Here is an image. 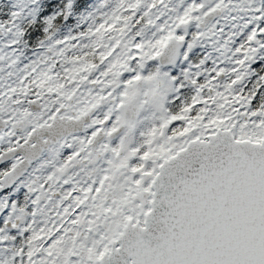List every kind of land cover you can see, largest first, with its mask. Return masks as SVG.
Here are the masks:
<instances>
[{
  "label": "snow or ice",
  "instance_id": "6c2138e0",
  "mask_svg": "<svg viewBox=\"0 0 264 264\" xmlns=\"http://www.w3.org/2000/svg\"><path fill=\"white\" fill-rule=\"evenodd\" d=\"M0 145V264H264V0H0Z\"/></svg>",
  "mask_w": 264,
  "mask_h": 264
},
{
  "label": "flooded vegetation",
  "instance_id": "af4514ba",
  "mask_svg": "<svg viewBox=\"0 0 264 264\" xmlns=\"http://www.w3.org/2000/svg\"><path fill=\"white\" fill-rule=\"evenodd\" d=\"M31 51H32L31 46H29V48L25 49V56L28 59L32 58L31 57ZM26 62H27V59L22 58V61H21V65L20 66H22L23 63H26ZM164 70H168V69L165 68ZM177 126H179V122H174L173 125H171L170 127H177ZM3 146L4 145H0V147H3ZM11 234H15V230H13Z\"/></svg>",
  "mask_w": 264,
  "mask_h": 264
}]
</instances>
